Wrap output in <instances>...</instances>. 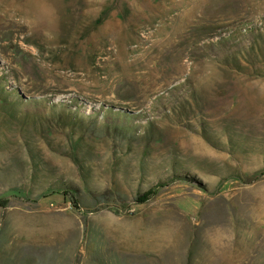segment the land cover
Returning <instances> with one entry per match:
<instances>
[{
  "label": "rangeland",
  "instance_id": "obj_1",
  "mask_svg": "<svg viewBox=\"0 0 264 264\" xmlns=\"http://www.w3.org/2000/svg\"><path fill=\"white\" fill-rule=\"evenodd\" d=\"M0 264H264V0H0Z\"/></svg>",
  "mask_w": 264,
  "mask_h": 264
}]
</instances>
